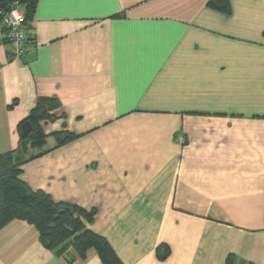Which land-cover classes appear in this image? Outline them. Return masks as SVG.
<instances>
[{"label": "crops", "instance_id": "obj_1", "mask_svg": "<svg viewBox=\"0 0 264 264\" xmlns=\"http://www.w3.org/2000/svg\"><path fill=\"white\" fill-rule=\"evenodd\" d=\"M224 8L38 0L19 61L0 24V155L20 149L39 100H55L19 179L95 211L86 227L123 264H264V0ZM62 132L74 139L59 145ZM73 255L27 222L0 230V264H103L95 249Z\"/></svg>", "mask_w": 264, "mask_h": 264}, {"label": "trees", "instance_id": "obj_2", "mask_svg": "<svg viewBox=\"0 0 264 264\" xmlns=\"http://www.w3.org/2000/svg\"><path fill=\"white\" fill-rule=\"evenodd\" d=\"M19 2L26 15V26L32 30L30 21L33 17L38 0H0V8L9 10L11 5ZM223 11L229 12L228 6ZM33 31V30H32ZM33 36L30 38L31 45ZM5 40V39H4ZM9 43L7 40H5ZM59 107L53 99H40L38 105L28 118L33 126L29 136L21 140L20 151L0 155V230L14 220L27 222L34 226L40 235L42 245L60 256L74 252L70 262L85 259L91 249H95L103 264H123L108 241L91 230L88 223L94 221L96 212H87L78 205L57 203L44 192H34L19 179L21 166L28 162L22 156L24 148L44 146L46 139L43 135L41 122L53 119V111ZM59 145L74 139L66 132L54 135ZM170 253L168 246H160L157 250L159 258L166 259ZM230 258L228 264H232Z\"/></svg>", "mask_w": 264, "mask_h": 264}, {"label": "built area", "instance_id": "obj_3", "mask_svg": "<svg viewBox=\"0 0 264 264\" xmlns=\"http://www.w3.org/2000/svg\"><path fill=\"white\" fill-rule=\"evenodd\" d=\"M25 23L26 15L19 2L13 3L9 10L0 8L3 37L11 45L16 61L22 60L29 53V41L33 36V31Z\"/></svg>", "mask_w": 264, "mask_h": 264}, {"label": "water", "instance_id": "obj_4", "mask_svg": "<svg viewBox=\"0 0 264 264\" xmlns=\"http://www.w3.org/2000/svg\"><path fill=\"white\" fill-rule=\"evenodd\" d=\"M216 4L217 6L222 9L225 6V0H216ZM33 131V126L30 122H26L23 124L22 128H21V132H22V137L24 139H26L29 134Z\"/></svg>", "mask_w": 264, "mask_h": 264}]
</instances>
